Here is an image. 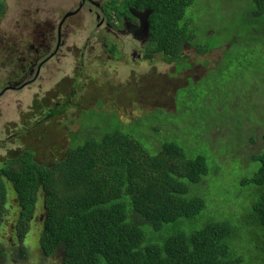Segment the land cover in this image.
Segmentation results:
<instances>
[{
	"label": "rangeland",
	"instance_id": "rangeland-1",
	"mask_svg": "<svg viewBox=\"0 0 264 264\" xmlns=\"http://www.w3.org/2000/svg\"><path fill=\"white\" fill-rule=\"evenodd\" d=\"M4 1L6 14L0 21V80L5 81L10 73L27 68L25 82L30 77L39 79L30 81V89H19L18 85L11 86L9 83L0 86L1 166L17 158L21 149L32 150L38 163L51 165L66 155L67 148L73 142L79 145L111 130L129 134L150 154L158 152L166 139L174 140L187 155H207L210 169L216 166V162L222 165L215 173L210 170V175L202 183L190 185L199 191L201 189L199 194L205 201L199 215L165 223L159 230L146 229L147 238L161 241L162 237L178 230L188 232L190 229H200L212 218L232 222L230 216H244L242 209L246 204L236 199L234 190L242 194L249 188H242L244 192L236 188L237 176L250 174L247 157L264 149V13L254 16L251 0H196L194 8L191 6L187 9L185 20L192 17L194 26L190 28L200 38L201 44L205 43L211 48L219 46L203 55L189 47L186 52L189 56L186 59L188 64L185 63L187 67L179 72L176 67L182 63H167L158 53L146 55L148 40L141 38V41L133 44L134 41L128 38L130 35L119 41L110 35H103V30L95 31L92 24L88 26L93 20V12L83 11L81 16L85 17L84 21L71 17L75 21L70 25L75 26L76 31L70 39L76 43L60 49L47 62L43 76L37 75L38 64L35 60L39 54H30L34 63L29 67L27 64H15L8 48H19L16 51L24 48V52L39 49L41 37L44 34L47 36L46 23L51 25L57 22L60 14H65L78 0ZM102 1L101 4H104L109 0ZM84 40L89 43L82 56V51L74 48L81 47ZM116 43L122 49H113ZM54 45L55 41L52 47ZM22 75L17 73L11 77L12 80L22 79ZM50 76H55V79ZM47 88L48 93L45 94ZM230 96L232 98L226 105L213 106L207 102L223 101ZM33 98L43 105L55 107L56 111L61 109V113L44 121L38 120L30 133H26L27 142H14L12 120H15L18 131L24 127L26 115L36 123L33 112L37 106L24 110ZM202 107L212 109L216 115L221 114L218 120L212 122L221 123V126L218 124L220 127L217 131L211 133L209 145L212 151L217 153L218 150L220 155L215 156L193 135L181 136L183 127H174L179 121L187 120V114L195 109V117L199 118ZM203 124L207 126L205 120ZM237 124L241 133L237 130ZM252 137H255L254 143L250 141ZM219 138L222 140L219 141ZM9 140L11 144H4ZM18 144L23 147L18 148ZM3 179L6 202L0 215V258L3 257L7 264H12L11 260L16 264H60L62 250L52 257H44L39 246L42 191L37 194L34 212L38 220H29L24 225L26 235L22 238L17 224L20 207L16 192L13 184L5 177ZM221 207L226 210V215L217 210ZM241 211L243 213L238 215ZM256 232L264 234V230L255 227L245 233L240 241L250 239ZM232 245L239 247L246 256L241 264H262L260 258L253 256L257 252L254 243L236 245L233 239ZM261 253L264 255V251Z\"/></svg>",
	"mask_w": 264,
	"mask_h": 264
},
{
	"label": "trees",
	"instance_id": "trees-1",
	"mask_svg": "<svg viewBox=\"0 0 264 264\" xmlns=\"http://www.w3.org/2000/svg\"><path fill=\"white\" fill-rule=\"evenodd\" d=\"M195 1L109 0L106 9L108 15L113 14L118 20L122 15L132 19L134 11L146 13V55L158 53L167 63H182L177 65L179 72L188 64L186 52L189 47L203 55L219 46L211 48L201 44L190 28L194 26L192 17L185 20L187 9L194 8ZM251 2L254 16L264 13V0ZM5 14L6 3L0 0V21ZM29 83L23 88L30 89L32 84ZM44 92L47 94L48 88ZM231 98L207 102L213 106L226 105ZM40 102L33 98L24 109L31 110L38 104L33 112L36 123L26 115L24 127L18 131L12 120L14 142H27L26 133H30L38 120L44 121L61 113V109L43 111L38 108ZM196 114L197 109L191 111L187 120L179 121L174 127H183L181 136L197 137V141L210 151V135L221 126V123L212 122L221 114L216 115L205 107L199 118ZM204 120L207 126L203 124ZM237 130L241 133L238 124ZM254 138H250L252 143ZM5 143L11 144L10 140ZM22 147L18 144V148ZM160 147L158 152L150 154L129 134L111 130L79 145L73 142L66 157L53 165L38 163L32 150H18L17 158L7 161L6 166L0 165V215L6 202L5 177L13 184L19 203V232L23 233L24 225L34 216L37 194L42 191L39 246L44 257H52L62 250L60 264H241L246 256L239 247L232 245L233 239L236 245L254 243L257 252L253 256L264 264L261 253L264 251L263 233L256 232L250 239L240 241L255 227L264 230V149L247 157L250 174L237 176L236 188H249L245 192L242 189V194L234 190L236 199L246 204L242 218L230 216L232 222L212 218L200 229L178 230L160 241L147 238L146 229L159 230L165 223L199 215L205 201L199 194L201 189L190 185L202 183L210 170L215 173L222 165L216 162L210 169L207 155H187L174 140L166 139ZM212 152L215 156L220 155L218 150ZM217 210L226 215L222 207ZM34 219L38 220L35 216Z\"/></svg>",
	"mask_w": 264,
	"mask_h": 264
},
{
	"label": "flooded vegetation",
	"instance_id": "flooded-vegetation-1",
	"mask_svg": "<svg viewBox=\"0 0 264 264\" xmlns=\"http://www.w3.org/2000/svg\"><path fill=\"white\" fill-rule=\"evenodd\" d=\"M101 3H103L102 0H80V1L78 0L76 2L74 1L73 6L69 8V10L65 14L64 13L60 14L57 22L51 25L49 23H46L47 36L44 34V36L41 37L40 39L41 41L39 42L40 44L39 49H27V50H32V51L24 52L23 51L24 48H22V51L15 50L19 48H13V49L8 48L10 50L9 56L14 57L16 55L19 65L27 64L30 67L34 63L32 62L33 57L30 54L32 52H34L35 55L39 54L38 59L35 60L37 61L35 63L38 64L37 65V75L43 76L46 73L47 62L50 59H53L60 52V49L66 48L67 45L72 42L76 43L75 40L70 39V36L72 34L75 35V31H76V29H74L76 27L70 25L71 22L75 21L71 17L80 18L79 21L82 22L85 20L84 19L85 17L83 18V16H81V12L83 11L93 12L92 13L94 14L93 20L91 21V23L88 24V26L92 24L93 27H95V31L101 32L103 30L102 32L103 35H107V36L110 35L119 41L126 39L125 36L130 35L128 38L131 39L132 42L134 41L133 44H135L137 40L141 41L140 40L141 38L144 39L143 41L148 40V33H147L148 22H147L146 13L134 11L132 19L130 18L128 19L126 15H122V17H120V19L118 20L117 18H115L113 14H112V17H110V15H108L105 12L107 2L104 4H101ZM132 20H135V21H132ZM84 32H86V30ZM76 40L78 41L77 37H76ZM54 41H55V45L52 47V44L54 43ZM88 43L89 42L87 40H84L83 43H81V47H75L74 49H80L82 51V56H84V52L87 49L86 45ZM118 44L117 46L113 47V49H122L121 47H118ZM127 44H130V42H128ZM135 49L137 48L135 47ZM139 50H141V47H139ZM133 55H135V52H133ZM39 59L40 61H38ZM182 68L183 67H181V69ZM27 70L28 68L22 71H14L10 73L9 74L10 76L7 80L5 81L0 80V86L2 84L9 83L11 86L18 85L17 88L21 89L27 82L33 81L34 79L35 80L39 79V78H32L29 76L31 79L25 82L24 79L27 77L26 76ZM17 73L23 74L22 79L16 78L12 80L11 76ZM50 77L55 79V76H50ZM11 86L8 88H11ZM38 108H41L43 111L48 110L49 112H52V111L57 112L50 106H47L45 108V105L43 104L39 105ZM22 234H23L22 238H24L26 233L23 232ZM1 247H2V244H1ZM3 260H4L3 257L2 259L0 258V264H7V262H4ZM11 263L16 264L14 260H11Z\"/></svg>",
	"mask_w": 264,
	"mask_h": 264
},
{
	"label": "clouds",
	"instance_id": "clouds-1",
	"mask_svg": "<svg viewBox=\"0 0 264 264\" xmlns=\"http://www.w3.org/2000/svg\"><path fill=\"white\" fill-rule=\"evenodd\" d=\"M13 59H14V61H15V64H18V61H17V56L15 55L14 57H13ZM37 106V105H36ZM69 148V147H68ZM67 148V149H68ZM65 157V154H64V156L62 157V158H60V161L63 159ZM60 161H57V162H60ZM57 162H53V164H55V163H57ZM53 164H51V165H53Z\"/></svg>",
	"mask_w": 264,
	"mask_h": 264
}]
</instances>
